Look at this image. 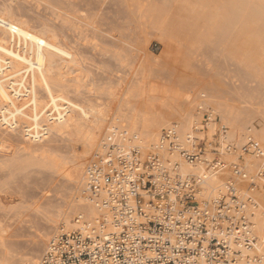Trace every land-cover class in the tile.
<instances>
[{"label":"rangeland","instance_id":"374dc122","mask_svg":"<svg viewBox=\"0 0 264 264\" xmlns=\"http://www.w3.org/2000/svg\"><path fill=\"white\" fill-rule=\"evenodd\" d=\"M0 1L11 2L12 6L33 20L54 26L59 39L77 49L82 62L81 96L102 105L107 103L112 107V114L118 111L117 103H122L126 92L140 81L141 96L130 98V102L139 101L137 104L141 109H145L150 102L158 106L155 109L153 105L152 109L150 103L148 112L159 110L161 106L164 108L167 94L179 102L185 101L188 90H192L189 92L191 99L209 103L204 110L197 111L192 106L190 109L191 115H198L199 128L204 125V129H207L209 121L208 110H214L217 122L213 131L215 140L212 146L206 144L207 149L215 147L223 150L218 137L228 130H233L235 135L229 143L236 156L241 153L251 133L254 132L252 135L256 141L264 138V131L255 133V127H260L264 116V0H237L240 1L238 4L236 0ZM235 10H242L244 16L238 12L235 14ZM228 12L237 17L228 16ZM10 47L16 48L15 45ZM1 103L4 101L0 100ZM28 104L27 98L17 103L18 106ZM224 105L233 111V118L239 117L234 118L238 122L234 124L235 129L222 117L221 109L215 111L216 106L225 108ZM30 107L25 108L28 116L31 114ZM23 121L15 131L0 126V240L5 245L0 247V257L5 261L10 256L13 262L9 264H23L25 257L35 255L38 264L48 238L59 226H63L60 219L49 226L45 217L49 215L47 210L54 209L56 205L67 207L70 204L68 189L71 183L62 173V167L70 160V152H78L81 146L74 139L55 133L39 142L28 141L22 126L31 121L27 118ZM189 124L194 131L198 130L195 129L197 124ZM246 127L251 132L244 131ZM194 134L199 139L204 137L205 142L208 139L205 132ZM241 134L247 137L246 141L241 139ZM235 144H240L236 150ZM185 147L190 148L189 143ZM43 153L50 159L54 158L57 166L52 168L40 162ZM242 156L244 158V154ZM90 157L86 164H89ZM65 164L64 168L71 165L68 162ZM224 173L227 176L230 174L229 171ZM74 186L80 191L79 183ZM260 195L262 193L257 192L256 196ZM44 233L45 237H38Z\"/></svg>","mask_w":264,"mask_h":264},{"label":"built area","instance_id":"2783aa9c","mask_svg":"<svg viewBox=\"0 0 264 264\" xmlns=\"http://www.w3.org/2000/svg\"><path fill=\"white\" fill-rule=\"evenodd\" d=\"M208 118V117H207ZM206 118H204V121ZM200 129H204L202 125ZM174 127H164L160 143L175 149ZM198 139V140H196ZM178 153L189 164L201 162L221 174V188L199 195L202 177L180 174L157 153L142 158L134 148L117 151L114 135L97 148L86 170V193L107 209L97 219L74 216V226H59L48 238L39 264H237L253 261L256 238L250 209L264 197V145L249 137L229 160L230 144L207 149L190 136ZM214 154L206 159V151ZM243 154L258 159L254 170ZM230 174L224 177V172ZM226 175V173H225ZM103 194V197L100 196Z\"/></svg>","mask_w":264,"mask_h":264},{"label":"bare ground","instance_id":"6f19581e","mask_svg":"<svg viewBox=\"0 0 264 264\" xmlns=\"http://www.w3.org/2000/svg\"><path fill=\"white\" fill-rule=\"evenodd\" d=\"M62 1H64V3L65 1L66 3L69 2V0ZM231 1L233 2V0ZM10 3L0 1V100L2 102L4 101V103L0 104V126H4L10 131H15L24 123L23 118H27L30 119L31 123L25 124L22 127L25 136H27L26 139H29L28 141L39 142L55 133L62 136L64 135L68 139H74L79 142V146H81V149L79 148L80 150H78V152H70L72 153L71 158L67 161L68 163H71L70 167L67 168L65 166L66 168H64V165H66L65 163L67 162H65L62 167V173L64 174L66 180L71 183V187L68 189L69 194L67 193L70 204L67 207H64V205L61 204L58 206L56 205V207L53 205L55 207L54 209L50 211L47 210L49 215L45 217L49 226L52 223H56L60 219L62 221L61 224H63L65 228L69 229L74 226L73 217L76 215L88 219H97L99 214H103L104 216L108 215L105 206L97 203L95 197L86 193V170L89 164H86L85 161L88 160L89 155L92 157L94 151L102 146V143L105 141L110 132L114 135L117 143V149H115V151L121 148H134L140 152L141 155H145L149 151H152L159 155L167 168L172 169L177 163V170L180 174L200 175L202 177L199 189V195L201 197L215 192L217 188H221L222 182L219 181L222 178L221 174H217L216 170L206 168L201 162L195 164L187 163L177 151V148L188 145L189 137L194 133L198 134L205 132V136H208L206 144L208 146H212V143L215 140L213 136L215 132L214 128L217 123L214 110H208L209 121H207V129H204L203 131L198 129L200 126L199 123L197 124V121H199L197 117L198 115L196 116L190 114L191 106L194 108L196 107L195 109L200 111L201 109L204 110V108H207L209 103L205 100L199 101L191 99L189 92L191 93L192 90H188V93L186 92L187 96L184 99L185 101L179 102L176 98L167 94V101L164 104V108H161V106L159 110H151V112H148L150 110L148 105L151 102L147 105L145 104L147 106V108L145 106V109H148L147 111L145 109H141V106H139L140 104H137L139 101L130 102V98L141 96V83L138 81L135 82L132 88L126 92V96L123 98V101L121 100L122 103L120 101V105L117 103L119 108L116 109H118V111L115 114H112V107L107 105V103L102 105L95 103L91 98L81 96L82 94L81 90H79V81L83 78L81 77L83 75L80 71V65L82 62L79 60L80 56L78 55L79 52L77 53V49L75 50L71 47V45L67 46L64 42H62L63 39H59V35L57 34L58 30L55 32L53 29L54 26L52 27V25L43 21L37 22L33 20V18L27 16V14H24L20 9L12 6ZM236 3L238 4L240 1H237ZM86 4H88V2ZM235 6L233 7L235 8ZM242 6L244 5L242 4ZM76 8L77 7L75 6V9ZM152 10L154 9L152 8ZM241 11L235 10V14L236 12L241 13ZM228 13V16L230 17L235 15L233 13V15L230 14L231 12ZM80 16V18H82L81 13ZM84 18L87 17L85 16ZM75 19L76 18H74V20ZM226 22V24H228V21ZM85 31L88 30L86 29ZM224 31L225 29H223V32ZM86 36H88V33ZM121 37L123 36L121 35ZM14 45L16 46L15 50L10 47ZM121 49L124 48L121 47ZM212 96H210V98ZM26 98L29 101L28 105L31 106V114L29 116L25 113V108L28 105H17L20 100ZM45 98L46 100H43ZM211 99L215 100L216 98L212 97ZM140 103H142L141 100ZM153 105L155 109L156 107L158 109V106L155 104L151 105L152 109ZM218 106H216V109L214 108L215 111L221 109L219 111L221 112L222 117L228 121L230 127H236L234 124L238 122H235V120L239 117H234V120L232 115L233 111L231 112L230 109H226L225 105V108L222 107L223 105L221 108H218ZM191 122L192 124H197L195 128L198 129L197 131L191 129V124H189ZM169 126L174 127L176 132L175 149L171 151H169L164 144L160 143L161 129ZM250 130L249 127H246V130L244 131L249 132ZM262 131H264V116L263 121L260 123V127H255V133ZM253 133H251V137L254 136L252 135ZM241 136L243 137L241 139L246 141L247 137L242 134ZM233 137L235 138L233 130H228L224 134H219L218 142L223 148V146L227 143H231ZM259 141L264 145V138L262 140L259 138ZM238 145L235 146V150L239 147ZM94 146L95 148H93ZM47 148H49V146ZM235 154L236 151L234 152L233 150V152L225 153L223 157L226 160H231L236 158ZM212 156L213 154L208 150L203 155L206 159H209ZM40 157V162L44 164L47 163L52 168L57 166L54 158L50 159L44 153ZM244 159L250 170H254L253 168H255V165L258 164L259 161L248 154H244ZM4 161H6V159H4ZM16 168L18 169L17 166ZM77 183L80 185V191H77V188L74 186V184ZM262 195L257 196L259 197L257 198L258 205L250 209L251 231L256 238L253 250L255 251L256 257L253 261L241 258L236 262L237 264H264V197ZM100 196L103 197V194ZM38 237H45V233L41 236L38 235ZM40 239L43 240L42 238ZM2 243L3 242L1 241L0 247L4 245H2ZM35 257L37 258L35 255L28 258L25 257L26 259H23V264H36ZM11 260L10 256H8L5 261H3V258L0 257V264H9V262H13V260Z\"/></svg>","mask_w":264,"mask_h":264}]
</instances>
